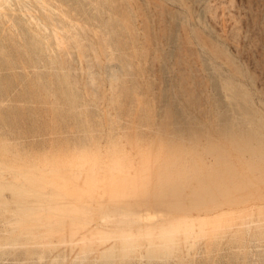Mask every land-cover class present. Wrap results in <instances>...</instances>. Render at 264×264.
<instances>
[{
	"label": "rangeland",
	"instance_id": "1",
	"mask_svg": "<svg viewBox=\"0 0 264 264\" xmlns=\"http://www.w3.org/2000/svg\"><path fill=\"white\" fill-rule=\"evenodd\" d=\"M0 264H264V0H0Z\"/></svg>",
	"mask_w": 264,
	"mask_h": 264
}]
</instances>
